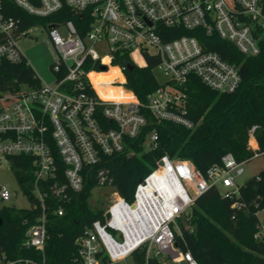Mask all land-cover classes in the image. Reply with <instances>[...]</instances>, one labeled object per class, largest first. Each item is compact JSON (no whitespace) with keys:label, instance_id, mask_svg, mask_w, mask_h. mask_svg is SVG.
<instances>
[{"label":"built area","instance_id":"built-area-1","mask_svg":"<svg viewBox=\"0 0 264 264\" xmlns=\"http://www.w3.org/2000/svg\"><path fill=\"white\" fill-rule=\"evenodd\" d=\"M6 1L31 17H56L53 24L39 25L47 30L56 57L50 67L52 83H44L35 73L39 87L23 85L0 93V166L9 163L10 157L33 158L32 200L25 194L31 204L27 210L40 208L41 212L22 247L43 256L36 262L9 259L0 252V264H47V200L54 199L58 205L54 214L64 216L65 206L73 195L82 193L85 174L93 168H98L96 190L107 193L104 221H95L79 239L78 264H104V259L110 264H198L176 244L178 220L212 189L240 196L244 184L237 179L245 167L257 159L264 162V150L254 138L256 127L250 131L255 146L250 144L253 156L248 160L238 161L229 153L203 174L187 160L164 156L138 183L131 202L114 190L110 170L99 167L104 158L124 153L128 140L139 138L149 123L147 114L158 123L193 129L188 115L191 77L221 94L240 88L239 68L207 50L190 32L201 30L205 36L231 43L246 58L257 57L264 33V0H0V71L6 63L31 66L19 42L32 28L23 29L21 19L8 15ZM65 10L86 16L81 27L85 34H80L73 20L61 17ZM180 31L189 34L179 35ZM124 57L129 64L114 65L125 61ZM140 59L144 66L139 65ZM149 59L157 60L154 71L162 72L165 82L142 104L127 88L126 72L129 65L146 67ZM110 69H117L120 77L98 86L106 95L115 89L131 99L99 95L91 75ZM157 141L158 132L153 129L147 148ZM12 198L10 190L1 186L0 200ZM235 207L242 206L236 203ZM259 213L254 239L264 241V219Z\"/></svg>","mask_w":264,"mask_h":264},{"label":"trees","instance_id":"trees-1","mask_svg":"<svg viewBox=\"0 0 264 264\" xmlns=\"http://www.w3.org/2000/svg\"><path fill=\"white\" fill-rule=\"evenodd\" d=\"M6 4L8 15L21 19L23 29L56 22L54 16L42 20L25 14L9 1ZM60 15L64 20H73L80 34H85L86 29L81 27L86 16L74 15L67 10ZM181 34L189 33L180 31ZM190 36H197L207 50L238 67L241 86L233 94H221L206 87L196 77H191L188 83V115L194 123L193 129L169 122L158 123L147 114L149 123L139 138L128 140L124 153L104 158L99 168L110 170L114 190L129 202L134 199L139 179L155 170L164 156L171 160H187L194 169L205 174L219 164L226 154H233L238 161L251 158L253 150L249 140L254 127V138L259 149L264 150V33L260 35L261 53L253 58L244 57L231 43L217 36H205L201 30L190 32ZM124 59L115 61L114 65L129 64L127 57ZM156 65L157 60L149 59L146 67H136L132 72H126V86L142 104L148 102V97L159 86L154 71ZM93 82L98 88V84L106 81L101 75ZM23 85L39 87L40 82L32 67L25 62L19 65L4 64L0 71V93L20 90ZM112 91L107 97L99 95L108 99L128 98L120 92L118 96H112ZM153 129L158 132V141L155 146L147 148V137ZM9 165L23 193L32 200L33 158L10 157ZM60 168L63 171L61 164ZM97 172L98 168H93L85 174L84 190L73 195L71 203L65 206L64 216L54 214L58 206L54 199L50 197L47 200L50 206L44 253L47 264H78L79 239L95 221H104L106 202L96 203L93 200ZM236 203L242 207H235ZM263 210L264 169L244 183L239 197H232L217 189L199 197L190 209L187 224L178 220L180 233H176V244L183 252L189 251L198 264H264V241L254 239L258 224L256 213ZM40 212V208L36 211L15 207L0 209L3 221L0 227L1 253H5L9 259L42 260L40 252L22 247L26 232L36 224ZM103 263L110 264L107 259Z\"/></svg>","mask_w":264,"mask_h":264},{"label":"rangeland","instance_id":"rangeland-1","mask_svg":"<svg viewBox=\"0 0 264 264\" xmlns=\"http://www.w3.org/2000/svg\"><path fill=\"white\" fill-rule=\"evenodd\" d=\"M60 32H64L63 28H60ZM19 46L22 52L24 53L26 59L30 63L32 69L40 78V80L44 83H52L54 81V74L51 71L50 67L56 57V54L51 43L49 42L47 30L41 26L32 28L29 35L20 40ZM139 65L144 66L145 62L140 59ZM102 76L105 81L120 77L117 69L114 72L111 71L109 73L103 74ZM155 77L158 83L162 84L165 82V78L162 72H160L159 70L155 71ZM94 78H97V75H93L92 80ZM96 89L97 92L102 94L103 96H108V94L106 95L104 93L101 87H96ZM113 90L114 91L111 92L112 96H118L120 91L115 89ZM249 142L252 146H255V142L252 137H250ZM263 169L264 162L261 161V159L253 161L250 165H247L245 167V173L243 176L237 179V183L243 185L250 178L258 175L259 172H261ZM1 186L7 187L10 190V193L12 194L13 198L9 202H3L0 200V209L4 207H15L17 209L27 210L30 208L31 204L26 195L23 193L19 182L15 176V173L10 168L9 163H5L0 166V187ZM106 194L107 193L105 191L97 189L94 192L93 200L96 203H100L102 201L106 202ZM189 212L190 210H188V213L180 218L185 224H187V221L189 219ZM259 218L264 219V210L260 211Z\"/></svg>","mask_w":264,"mask_h":264},{"label":"water","instance_id":"water-1","mask_svg":"<svg viewBox=\"0 0 264 264\" xmlns=\"http://www.w3.org/2000/svg\"><path fill=\"white\" fill-rule=\"evenodd\" d=\"M134 69H135V68H134V66H132V65H129V66L127 67V71H129V72H132ZM103 70H105V68H103ZM161 164H162V163H160V165H161ZM142 181H143V178L139 179V183H142ZM106 218L109 219V214H106ZM2 224H3V221H2V218H1V216H0V227L2 226Z\"/></svg>","mask_w":264,"mask_h":264},{"label":"bare ground","instance_id":"bare-ground-1","mask_svg":"<svg viewBox=\"0 0 264 264\" xmlns=\"http://www.w3.org/2000/svg\"><path fill=\"white\" fill-rule=\"evenodd\" d=\"M112 70H114V69H110V71L109 72H111ZM108 72V73H109ZM92 75H95V74H92ZM92 75H91V78H92ZM101 75H103V74H101ZM101 75H97V76H101ZM120 75V74H119ZM104 80V79H103ZM96 86V85H95ZM121 95H123V94H121ZM123 96H125V95H123ZM127 97H128V95H127ZM103 99H108V98H103ZM127 99H131V98H127Z\"/></svg>","mask_w":264,"mask_h":264},{"label":"crops","instance_id":"crops-1","mask_svg":"<svg viewBox=\"0 0 264 264\" xmlns=\"http://www.w3.org/2000/svg\"><path fill=\"white\" fill-rule=\"evenodd\" d=\"M121 94V93H120ZM123 96V95H122ZM128 98H131V96H128Z\"/></svg>","mask_w":264,"mask_h":264}]
</instances>
